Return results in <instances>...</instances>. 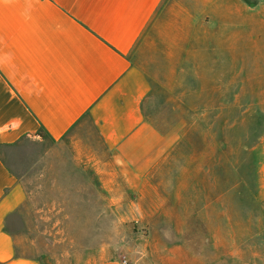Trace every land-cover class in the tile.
I'll return each instance as SVG.
<instances>
[{"label": "rangeland", "instance_id": "1", "mask_svg": "<svg viewBox=\"0 0 264 264\" xmlns=\"http://www.w3.org/2000/svg\"><path fill=\"white\" fill-rule=\"evenodd\" d=\"M171 8V20L201 23L203 42L147 55L160 83L148 116L174 142L158 199L143 220L123 207L122 222L52 206L66 192L52 191L51 175H34L25 146L6 156L28 189L7 225L18 253L44 264L114 252L120 264H264V0H171Z\"/></svg>", "mask_w": 264, "mask_h": 264}, {"label": "crops", "instance_id": "2", "mask_svg": "<svg viewBox=\"0 0 264 264\" xmlns=\"http://www.w3.org/2000/svg\"><path fill=\"white\" fill-rule=\"evenodd\" d=\"M172 10L171 0H0V264H44L18 253L7 229L28 189L6 156L25 146L34 175L66 192L52 206L102 222H122L123 207L146 217L174 144L148 116L160 83L147 55L203 42L201 23Z\"/></svg>", "mask_w": 264, "mask_h": 264}, {"label": "built area", "instance_id": "3", "mask_svg": "<svg viewBox=\"0 0 264 264\" xmlns=\"http://www.w3.org/2000/svg\"><path fill=\"white\" fill-rule=\"evenodd\" d=\"M121 264H130L128 261L124 260L121 262Z\"/></svg>", "mask_w": 264, "mask_h": 264}]
</instances>
